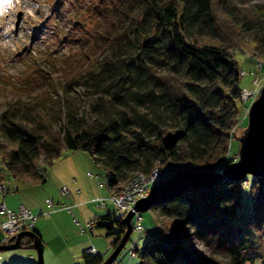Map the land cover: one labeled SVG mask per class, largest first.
I'll use <instances>...</instances> for the list:
<instances>
[{
    "label": "trees",
    "instance_id": "trees-1",
    "mask_svg": "<svg viewBox=\"0 0 264 264\" xmlns=\"http://www.w3.org/2000/svg\"><path fill=\"white\" fill-rule=\"evenodd\" d=\"M96 11L99 20L85 32L79 58L77 81L87 92L80 107L69 101L54 109L43 96L13 101L0 111V153L8 173L44 182L36 172L39 158L48 166L62 150L77 149L93 157L113 189L155 165L189 161L199 169L219 170L243 89L234 50L248 32V45L264 66V4L102 0ZM168 130L176 139L163 147ZM233 159L223 161L221 169ZM248 177L246 223L257 236L253 245L237 239L239 226L228 220L235 214L239 181H216L209 189L189 188L157 202L163 223L175 219L186 232L168 241L162 228L163 237L128 257L131 264H250V254L264 256V173ZM123 215L94 221L105 236L113 235L110 249L125 229ZM190 235L207 245L210 260L192 254ZM104 254L84 250L81 264H98Z\"/></svg>",
    "mask_w": 264,
    "mask_h": 264
},
{
    "label": "rangeland",
    "instance_id": "rangeland-1",
    "mask_svg": "<svg viewBox=\"0 0 264 264\" xmlns=\"http://www.w3.org/2000/svg\"><path fill=\"white\" fill-rule=\"evenodd\" d=\"M101 1L0 0V87L3 88L0 89V111L13 101L29 102L43 96V101L54 109L59 108L62 103L71 104L69 101L80 107L87 92L77 81L81 74L79 58L85 42V32L99 20L96 8ZM256 1L264 4V0H250ZM248 35V32H243L242 42L234 50V56L239 69L245 71L239 84L250 89L254 77L260 78V87L264 83V66L249 47ZM254 59L260 62L253 61ZM258 93L247 94L246 99L240 98L235 116L237 117L243 108L241 127H245L247 122L246 115L245 118L243 116L244 111L247 112L249 103ZM86 108V105L82 106V109ZM239 133L234 135L233 131H229V146L223 161L236 159ZM223 161L218 164L219 170L210 169L221 171ZM201 170L209 169L187 166L170 172L158 183L183 171ZM36 172L45 178L44 182L32 183L12 177L4 167L0 153V185L8 188L4 194H0V202L10 210H16L18 205L22 204L33 213L47 211L41 214L35 223V231L44 245V264H81L80 255L90 245L101 254L105 252L106 257L112 250L107 243L113 239V235L105 236L104 229L94 226V221L103 215L119 217L126 211L118 210L108 199L109 193L98 185V182L103 180L100 165L84 150H62L59 157L48 166L39 158ZM249 185L248 175L237 182L236 198L232 203L235 214H229L228 220L239 226L236 238L242 239L247 245H253L257 236L246 223L250 213L246 195ZM61 188H66L68 194L61 193ZM101 197L105 199V208L97 206V200ZM49 200L69 208L51 209L47 206ZM136 215L141 218L143 230L140 233L131 232L130 240L125 242L114 259L116 264H131L132 259H128L127 252L130 243L135 241L133 251L137 255L136 248L140 250L151 239L163 237L162 228L165 229L164 237L168 241H173L186 232V227L180 226L175 219H171L170 225L163 223L164 218L154 206L142 212L134 211L131 218L132 227ZM3 220L4 217L0 216V231L5 225ZM87 220L92 222V226L86 224ZM14 236L10 237V242H13ZM10 238L0 244L8 243ZM28 242L27 237L22 239V244L26 245ZM187 244L193 255L210 260L207 245L195 235H190ZM30 254L33 256L28 257ZM250 255L253 257L250 264H264L263 255ZM0 264H37L36 254L34 250L23 247L0 249Z\"/></svg>",
    "mask_w": 264,
    "mask_h": 264
},
{
    "label": "water",
    "instance_id": "water-1",
    "mask_svg": "<svg viewBox=\"0 0 264 264\" xmlns=\"http://www.w3.org/2000/svg\"><path fill=\"white\" fill-rule=\"evenodd\" d=\"M247 122L240 130L237 140L239 142L237 157L227 163L221 171L213 169L201 171H183L171 178L161 181L152 187L148 193L137 199L132 208L128 209L122 217L125 229L116 242L111 252L98 264H111L128 240L131 232V218L134 211L142 212L154 206L169 196L185 189H209L213 182L226 181L234 183L243 179L246 175L257 176L264 173V83L259 93L248 106L246 112ZM176 139L173 131H166L161 137L163 147L169 146ZM219 179V180H217ZM27 237L28 244H22V239ZM8 240L6 244H0V249L30 248L36 254L37 264H44V245L35 231H20L13 237V242Z\"/></svg>",
    "mask_w": 264,
    "mask_h": 264
},
{
    "label": "built area",
    "instance_id": "built-area-1",
    "mask_svg": "<svg viewBox=\"0 0 264 264\" xmlns=\"http://www.w3.org/2000/svg\"><path fill=\"white\" fill-rule=\"evenodd\" d=\"M244 74L245 71L240 69L239 75L243 76ZM258 81H260V78L258 79L257 77H254L251 81L252 87L250 89L243 88L240 91V98L246 99L247 94L258 93V91L260 90V85L258 84ZM242 112H243V108L240 109L239 114L235 118V121L230 128V131L231 132L233 131L234 135L238 134L242 129L241 127L242 118H243L241 116ZM244 112L245 114L243 116L245 118L246 111ZM187 166L192 167V164L189 161H181L174 163L172 165H164V166L155 165L147 174L142 173L140 171L134 172L133 174H131V176H129L120 184L117 190L107 187L105 178L99 181L98 185L105 188V190L109 193L108 199H110L113 202L114 206L118 210L127 211L129 208H131V206L138 198L145 196L148 193L150 187L157 185L158 182L163 177H165L167 174H169L174 170H180ZM5 190L6 189L4 188V186L0 185V194L3 193ZM61 193L67 195L68 190L66 188H61ZM97 202H98L97 203L98 207L104 208L106 205L105 199L103 197L99 198ZM47 206L51 209H55L58 207L66 208V209L69 208V206H65L64 204L59 206L57 203H54L53 200H49L47 202ZM46 212L43 211L41 213H33L22 204H20L16 210H10L7 208V206L4 203L0 202V216L4 217L3 221L5 222V225L2 226V231H0V242L1 243L5 242L7 238L14 236L16 233L20 231L33 230V228H35V223L38 217L41 214H45ZM86 224L88 226H92L90 224V221L88 220ZM142 230L143 228L141 225V218L140 216L136 215L135 223L134 226L132 227V231H136L137 233H140ZM130 245L131 246H129V248L127 249L128 257L133 258L136 255L135 252L133 251V249L135 248V241L130 243ZM85 250L87 253L91 255L95 253H100L92 245L87 247Z\"/></svg>",
    "mask_w": 264,
    "mask_h": 264
},
{
    "label": "bare ground",
    "instance_id": "bare-ground-1",
    "mask_svg": "<svg viewBox=\"0 0 264 264\" xmlns=\"http://www.w3.org/2000/svg\"><path fill=\"white\" fill-rule=\"evenodd\" d=\"M237 156V155H236ZM6 190L8 189L6 186L4 187ZM178 193V192H177ZM2 194H4V193H2ZM19 206V205H18ZM33 231V230H32ZM33 255H28V257H32ZM112 264H116V260H114L113 262H112Z\"/></svg>",
    "mask_w": 264,
    "mask_h": 264
}]
</instances>
